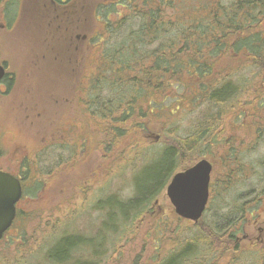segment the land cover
Instances as JSON below:
<instances>
[{"label":"rangeland","instance_id":"1","mask_svg":"<svg viewBox=\"0 0 264 264\" xmlns=\"http://www.w3.org/2000/svg\"><path fill=\"white\" fill-rule=\"evenodd\" d=\"M111 1L114 0H82L81 44H69L68 41L70 38L75 41L78 34L75 24L70 28L63 25L57 27L53 23L48 26L47 22L36 25L24 19L25 11H18L16 0L0 1V26H4L0 28V63L7 64L10 70L15 71L26 66L28 68L33 63L30 69L40 76L75 69L72 72L81 75L79 78L83 88L82 98L77 101L74 81L72 89L68 87V82H64L67 76L56 81L57 86L51 88L46 77H40L41 82L36 81L35 87L29 86V80L25 81L26 89H33L35 100L43 104L35 109L31 117L33 125L29 146L34 150V163L31 166L33 171L27 174L29 179L25 181L26 188L18 205L17 233L13 241L8 237L0 244V264H161L169 254L178 252V244L196 243L195 249L199 251L192 255V260H188L187 264H264V246L257 248L252 242L231 243L227 239L232 224L236 230L243 224L244 233L252 236L257 234L254 222L264 220V93L255 95L254 101L253 98L251 100L252 105L242 115L234 113L233 109L237 108L235 100L226 107L201 102L191 107L188 98L180 99L185 88L173 84L165 88L160 96L157 95L153 108L159 116L155 117V125H149L148 120L143 118L137 126L149 125L150 129L140 131L139 138L126 135L123 140L108 142L105 138L107 122L90 117L84 121L86 116L82 118L81 111L86 106L83 100L91 101L90 81L98 64L94 54L97 40L94 37L99 34L103 39L110 36L114 39V28L106 30V27L117 25L123 12L132 15L128 12L130 8L126 6L125 10L118 4V17L111 14L106 20L101 13V18L95 19L96 11L108 10L102 6ZM144 1L135 0V4L139 10L147 12ZM162 1L157 0L154 7L163 11L167 21L179 20L181 11L162 4ZM26 3L27 0H19L20 6L26 7ZM186 3L193 2L186 0ZM138 19H133L134 23L125 22V29L136 28ZM180 27L178 25L175 29ZM74 50L79 58L77 66L75 58H70L68 65L63 60H59L58 64L54 61L63 59L67 53L74 54ZM37 55H45L47 60L37 61ZM49 57L52 60H48ZM224 57L217 61L219 67L213 70V74L218 76L227 67L237 66L232 67L233 81L251 85L257 69L244 67L242 56ZM107 89V85L103 84L100 91ZM252 90L255 92L254 88ZM120 91L123 89L120 88ZM243 98L248 100L250 95ZM256 100L257 104L254 103ZM53 101L59 104L49 106L48 102ZM10 103L7 99L6 104ZM256 117H259V121ZM6 118L7 112L1 111L0 133L5 131L3 124ZM162 127H169L167 134ZM171 130L173 137L170 138ZM203 130L205 134L200 133ZM195 134L201 136L202 142L194 143L191 151L182 148L181 144ZM7 135L1 136L0 141ZM170 145L182 152H179L178 167L174 173L183 172L202 159L213 165L210 200L203 218L197 224L179 219L163 191L151 206L152 213L144 214L145 217L134 222H126L116 212L115 224L110 223L104 229L103 222L110 213L106 202L113 199L124 203L131 198L134 176L144 165L158 158L164 147ZM238 162L246 167L240 177L235 172V165L240 169ZM241 232L232 239L242 238ZM64 236L79 238V246L65 261H49L47 253L53 242ZM94 240L100 242L95 254L94 248L89 247L91 243L94 247ZM86 241L90 243L85 246L82 242Z\"/></svg>","mask_w":264,"mask_h":264},{"label":"trees","instance_id":"2","mask_svg":"<svg viewBox=\"0 0 264 264\" xmlns=\"http://www.w3.org/2000/svg\"><path fill=\"white\" fill-rule=\"evenodd\" d=\"M114 1L102 6L108 9L100 12L105 15L106 20L111 14L118 17V4L125 10L126 6L130 8L131 11L128 12L133 16L123 12L117 25L106 27V30L114 28V39L111 36L103 39L99 34L95 36L96 39L94 37L97 40L94 43V54L98 64L96 63V73L90 81L91 101L88 103L83 100L86 106L81 111L82 118L86 116L84 118L87 119L84 121H88L90 117L107 122L105 138L108 142L123 140L126 135L139 138L140 131H148L150 124L155 125V117L159 116L153 108L157 103V95L160 96L165 88L172 87L173 84L185 88L180 99L188 98L191 107L198 102L226 107L235 100L237 108L233 109L234 113L242 115L252 105L254 96L264 93V0H192L193 3L190 4L186 0H163L162 4L181 11L179 20L168 21L163 11L154 7L157 0L144 1L147 12L139 10L135 0ZM137 18L139 25L126 30L124 23H134L133 19ZM178 25L181 27L175 29ZM102 26L105 27L104 23ZM170 33L174 34L169 38L167 34ZM224 56H242L244 67L257 69L251 85L233 81L235 77L231 72L237 66L227 67L218 76L213 74V70L219 67L217 61L224 59ZM103 84L107 85V91H100ZM247 94L250 95L248 100L243 98ZM254 103L257 104V100ZM121 111L124 112L119 114ZM120 115L123 116L120 118ZM143 118L148 120L149 125L137 126ZM255 119L259 121V117ZM168 128L162 127V131L167 134ZM169 133L170 138L173 137L172 130ZM200 133L206 132L203 130ZM200 138L195 134L181 144L182 148L191 151L194 143L202 142ZM179 152L171 145L164 147L158 158L144 165L134 176L131 198L124 203L113 199L106 202L110 213L103 222L104 229L110 223L115 224L117 216L114 214L118 213L123 221L134 222L145 217L144 214L147 216L152 213L151 206L178 167L177 160L182 153ZM239 165L240 169L235 165L237 177L244 174L242 172L246 168L240 163ZM79 243V238L61 237L53 242L47 258L61 263L70 257ZM82 243L89 245L90 241ZM196 246L197 243L178 245V252L170 254L161 264L191 261L192 255L198 251ZM89 247L94 248L95 254L100 242L94 240V247L92 243Z\"/></svg>","mask_w":264,"mask_h":264},{"label":"flooded vegetation","instance_id":"3","mask_svg":"<svg viewBox=\"0 0 264 264\" xmlns=\"http://www.w3.org/2000/svg\"><path fill=\"white\" fill-rule=\"evenodd\" d=\"M1 1V0H0ZM18 4L16 5L18 11H25L24 19H28L29 21L34 22L36 25L47 22L48 26L56 25L57 27H69L75 24L76 29H78V34L75 36V41L71 40V36L69 44H81L82 35V16H83V6L82 0H27L26 7L24 5L19 4V0H16ZM22 2V0H20ZM114 1L109 2V4ZM19 16H17L18 18ZM98 11H96V18L98 20ZM15 18V17H14ZM13 18V19H14ZM0 28H4L3 25ZM77 51V48L75 47ZM74 50V51H75ZM73 54L67 53L64 58L54 59L56 64H58L59 60L66 61V65L71 63L70 58H75L74 62L77 66L78 57L77 52ZM37 61L47 60L45 55H37ZM48 60H52L49 57ZM0 68L3 70V76L0 77V112H7V118L4 121L3 128L5 131L0 133V137L4 134H8L0 141V172L8 173L12 175L15 179H17L20 183L21 187V199L15 205V214L14 218L8 227L2 234L0 239V244L3 243L8 237L13 241V237L16 236L17 231L15 230L16 223L19 218V209L18 205L21 202L24 194V189L26 188L25 181L29 179V175L33 170L31 169L34 155V150L30 148L31 145L30 138L33 125L32 116L34 115L35 109L40 108L43 103H39L35 100V91L30 89H26V82H31L29 86L35 87V82L40 81V77H46L48 87H56V81L61 78H65L67 76L68 87L72 89V83L74 81V94L76 95L77 101L82 98L83 88L81 84V75L73 74V70L75 69H67V70H58V73H52L48 75H38L35 73L33 68V63L29 65V67L25 69H9L7 64L0 63ZM41 70V69H40ZM44 71V70H43ZM63 71V72H61ZM19 77L21 80H19ZM80 77V78H79ZM19 80V81H18ZM26 89V90H25ZM21 90V91H20ZM7 99L11 102L9 105L7 103ZM14 101L18 104V106L14 103ZM81 102V101H80ZM49 106H54L59 104L58 101L48 102ZM3 109V110H2ZM63 130L66 132V129L63 127ZM59 135L62 139H64L61 132ZM24 138L26 140H24ZM30 157V158H29ZM27 175V177H25ZM211 185V184H210ZM29 188V185L27 184ZM209 192L211 190L209 188ZM210 200V198H209ZM206 213V212H205ZM204 213V215H205ZM203 215V216H204ZM252 215V212L251 214ZM203 218V217H202ZM258 222V224H257ZM232 231H228L227 239L231 242H252V244L257 247L264 246V220L259 221V219L254 222V227L256 226L257 234L249 236L244 233V227L239 226V229L236 230V226L232 224ZM242 231V232H241ZM236 232V233H234ZM243 233L242 238H236L233 240L234 234Z\"/></svg>","mask_w":264,"mask_h":264},{"label":"water","instance_id":"4","mask_svg":"<svg viewBox=\"0 0 264 264\" xmlns=\"http://www.w3.org/2000/svg\"><path fill=\"white\" fill-rule=\"evenodd\" d=\"M3 70L0 68V77ZM211 164L201 160L191 168L174 175L166 188V196L175 213L197 223L208 200ZM21 195L20 184L12 176L0 173V237L14 217V205Z\"/></svg>","mask_w":264,"mask_h":264},{"label":"bare ground","instance_id":"5","mask_svg":"<svg viewBox=\"0 0 264 264\" xmlns=\"http://www.w3.org/2000/svg\"><path fill=\"white\" fill-rule=\"evenodd\" d=\"M7 3H8V2H7ZM262 8H263V7H262ZM134 31H135V30H134ZM127 34H128V33H127ZM115 134H116V133H115ZM185 135H186V134H185ZM261 145H262V144H261ZM255 152H256V151H255ZM260 156H261V155H260ZM247 157H248V156H247ZM239 158H240V157H239ZM262 158H263V157H262ZM237 160H238V159H237ZM257 166H258V165H257ZM257 166H256V167H257ZM250 167H251V166H250ZM236 168H237V167H236ZM128 170H129V169H128ZM236 171H237V170H236ZM254 172H255V171H254ZM174 175H175V173H174ZM174 175H173V176H174ZM253 175H254V174H253ZM173 176H172V177H173ZM244 176H245V175H244ZM244 176H243V177H244ZM130 177H131V176H130ZM172 177H171V178H172ZM112 178H113V177H112ZM258 178H259V177H258ZM238 179H239V178H238ZM255 179H256V178H255ZM110 180H111V179H110ZM212 180H213V179H212ZM241 181H242V180H241ZM88 182H89V181H88ZM91 182H92V181H91ZM106 182H107V181H106ZM109 182H110V181H109ZM104 183H105V182H104ZM243 184H244V183H243ZM106 185H107V184H106ZM107 186H108V185H107ZM101 187H102V186H101ZM224 187H225V186H224ZM255 187H256V186H255ZM222 188H223V187H222ZM219 191H220V189H219ZM92 196H93V195H92ZM98 197H99V196H98ZM220 198H221V197H220ZM220 198H219V199H220ZM103 200H104V199H103ZM217 200H218V199H217ZM250 200H251V199H250ZM213 201H214V200H213ZM234 201H235V200H234ZM246 201H247V200H246ZM214 203H215V202H214ZM241 205H242V203H241ZM262 205H263V204H262ZM232 208H233V207H232ZM172 211H174V210H172ZM247 211H248V210H247ZM166 213H167V212H166ZM240 214H241V213H240ZM82 215H83V214H82ZM82 215H81V216H82ZM86 217H87V216H86ZM47 218H48V217H47ZM230 218H231V217H230ZM37 220H38V219H37ZM25 221H26V220H25ZM29 221H30V220H29ZM69 221H71V220H69ZM247 221H248V220H247ZM82 222H83V221H82ZM215 223H216V222H215ZM59 224H60V223H59ZM66 224H67V223H66ZM181 224H182V223H181ZM38 225H39V224H38ZM235 225H236V224H235ZM237 225H238V224H237ZM242 225H243V224H242ZM242 225H241V226H242ZM190 226H191V225H190ZM120 227H121V226H120ZM184 229H185V228H184ZM195 229H196V228H195ZM237 229H238V228H237ZM62 230H63V229H62ZM36 231H37V230H36ZM122 231H123V230H122ZM43 232H44V230H43ZM43 232H42V233H43ZM44 233H45V232H44ZM194 233H195V232H194ZM45 234H46V233H45ZM120 234H121V233H120ZM252 234H253V233H252ZM234 235H235V234H234ZM117 236H118V235H117ZM42 237H44V236H42ZM45 237H46V236H45ZM197 238H198V237H197ZM116 239H117V238H116ZM223 239H224V238H223ZM37 240H38V239H37ZM200 240H201V239H200ZM225 240H226V239H225ZM31 241H32V240H31ZM210 241H211V240H210ZM228 241H229V240H228ZM36 242H37V241H36ZM180 243H181V242H180ZM22 244H23V243H22ZM203 244H205V243H203ZM203 244H202V245H203ZM178 245H179V244H178ZM208 245H209V244H208ZM254 245H255V244H254ZM33 246H34V245H33ZM24 247H25V246H24ZM31 247H32V246H31ZM175 247H176V246H175ZM199 247H200V246H199ZM212 247H213V246H212ZM176 248H177V247H176ZM202 248H203V247H202ZM241 248H242V247H241ZM257 248H258V247H257ZM37 250H38V249H37ZM202 250H203V249H202ZM34 251H35V250H34ZM176 251H177V250H176ZM198 251H199V250H198ZM21 252H22V251H21ZM172 252H173V251H172ZM199 253H200V252H199ZM201 253H202V252H201ZM235 253H236V252H235ZM238 253H239V252H238ZM258 253H259V252H258ZM31 254H32V253H31ZM173 254H174V253H173ZM205 254H206V252H205ZM208 254H209V253H208ZM225 254H226V253H225ZM225 254H224V255H225ZM232 254H233V253H232ZM39 255H40V254H39ZM169 255H170V254H169ZM200 255H201V254H200ZM203 255H204V254H203ZM209 255H210V254H209ZM240 255H241V254H240ZM35 256H36V255H35ZM167 256H168V255H167ZM196 257H197V256H196ZM199 257H200V256H199ZM27 258H28V257H27ZM91 258H92V257H91ZM104 258H105V257H104ZM236 258H237V257H236ZM97 259H99V258H97ZM212 259H213V258H212ZM23 260H24V259H23ZM100 260H101V259H100ZM104 260H105V259H104ZM191 260H192V258H191ZM207 260H208V259H207ZM13 262H14V261H13ZM25 262H26V261H25ZM45 262H46V261H45ZM202 263H203V261H202ZM228 263H229V262H228ZM70 264H71V263H70ZM98 264H99V263H98ZM183 264H185V263H183ZM186 264H187V263H186Z\"/></svg>","mask_w":264,"mask_h":264}]
</instances>
